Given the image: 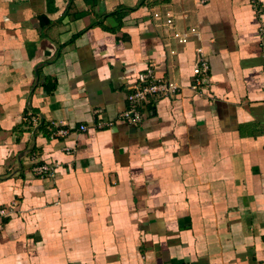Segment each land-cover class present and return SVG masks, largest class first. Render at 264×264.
Masks as SVG:
<instances>
[{
	"label": "crops",
	"instance_id": "0c3cea01",
	"mask_svg": "<svg viewBox=\"0 0 264 264\" xmlns=\"http://www.w3.org/2000/svg\"><path fill=\"white\" fill-rule=\"evenodd\" d=\"M146 67L183 88L131 124ZM0 208V264H264V0H0Z\"/></svg>",
	"mask_w": 264,
	"mask_h": 264
},
{
	"label": "built area",
	"instance_id": "2783aa9c",
	"mask_svg": "<svg viewBox=\"0 0 264 264\" xmlns=\"http://www.w3.org/2000/svg\"><path fill=\"white\" fill-rule=\"evenodd\" d=\"M152 17L158 24L165 28L166 36L173 38L180 44H184L189 40L186 34L181 33L175 24L173 12L166 8L163 10L153 11ZM191 33H196V28H190ZM174 53V50H170ZM207 58L203 53L201 47L195 48V58L189 69L190 84L189 89L196 93H200L207 87L209 82L207 77L208 72ZM125 88L127 93V106L119 114V118L131 124H138L142 121L145 114L153 110L155 102L160 98H173L178 92L182 90V86L172 78L156 74L152 67H146L139 72L134 78L126 82ZM31 122L36 128L37 120L31 116ZM103 122H98L97 127H102ZM85 125L80 126V130H84ZM37 129V128H36ZM69 134V129L60 125H55L54 128L49 129L51 137L65 138ZM33 164L31 171L38 177H50L54 175L52 164L32 160ZM5 208H0V215L5 214Z\"/></svg>",
	"mask_w": 264,
	"mask_h": 264
}]
</instances>
